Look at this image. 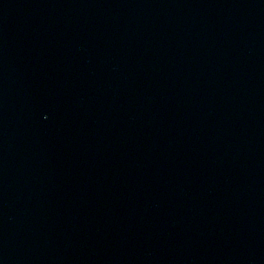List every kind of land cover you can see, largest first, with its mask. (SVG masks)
I'll list each match as a JSON object with an SVG mask.
<instances>
[{
  "label": "water",
  "instance_id": "obj_1",
  "mask_svg": "<svg viewBox=\"0 0 264 264\" xmlns=\"http://www.w3.org/2000/svg\"><path fill=\"white\" fill-rule=\"evenodd\" d=\"M0 264H264V0H0Z\"/></svg>",
  "mask_w": 264,
  "mask_h": 264
}]
</instances>
